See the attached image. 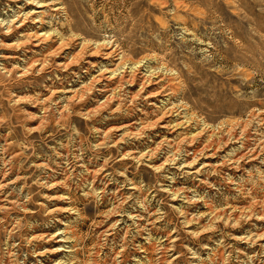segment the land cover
Instances as JSON below:
<instances>
[{
    "label": "rangeland",
    "instance_id": "rangeland-1",
    "mask_svg": "<svg viewBox=\"0 0 264 264\" xmlns=\"http://www.w3.org/2000/svg\"><path fill=\"white\" fill-rule=\"evenodd\" d=\"M0 264H264V0H0Z\"/></svg>",
    "mask_w": 264,
    "mask_h": 264
},
{
    "label": "bare ground",
    "instance_id": "bare-ground-1",
    "mask_svg": "<svg viewBox=\"0 0 264 264\" xmlns=\"http://www.w3.org/2000/svg\"><path fill=\"white\" fill-rule=\"evenodd\" d=\"M22 25V24H21ZM37 37V36H36ZM59 48H60V46H59ZM97 51V50H96ZM109 54V53H108ZM124 65V64H123ZM100 81V80H99Z\"/></svg>",
    "mask_w": 264,
    "mask_h": 264
}]
</instances>
